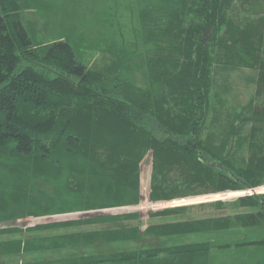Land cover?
Here are the masks:
<instances>
[{
	"label": "trees",
	"instance_id": "obj_1",
	"mask_svg": "<svg viewBox=\"0 0 264 264\" xmlns=\"http://www.w3.org/2000/svg\"><path fill=\"white\" fill-rule=\"evenodd\" d=\"M248 1L241 7H263L259 17H238L236 0H135L136 42L105 11L112 60L94 68L76 35L38 39L18 0H0V221L138 204L148 151L152 201L198 185L204 190L193 192L264 184V103L247 101L220 141L201 136L214 61L258 67L262 91L264 0ZM228 203L238 210L196 217H175L191 204L150 210L165 219L144 227L138 210L3 225L0 253L52 254L20 264H200L213 246L263 245L264 231L250 236L264 228V191L199 204L231 210ZM217 232L226 237L187 239Z\"/></svg>",
	"mask_w": 264,
	"mask_h": 264
},
{
	"label": "rangeland",
	"instance_id": "obj_2",
	"mask_svg": "<svg viewBox=\"0 0 264 264\" xmlns=\"http://www.w3.org/2000/svg\"><path fill=\"white\" fill-rule=\"evenodd\" d=\"M236 1L239 4L236 10L240 11H235V14L238 17H259V11L263 7H260L258 11L253 10L252 8L248 9L247 6L246 8H242L241 6L244 4L243 2L247 3L250 1ZM18 2L21 7L20 10L23 19L31 27L36 38L51 40L60 35L65 36L67 33L73 37L76 35L77 50L80 52L82 58L94 68H103L112 60V57L106 50L107 45H105L104 38L107 37L106 31L108 30V27L113 23L102 19V14L105 11H114L115 16H113V19L117 22L114 24H119V27H116V29L124 36V38H127L130 42H136V38L139 39L136 35L138 12H136L135 0H29V2L28 0H18ZM132 7L135 8V11L132 10ZM245 12L248 14L246 15ZM260 13L264 14V9ZM71 27L75 29L71 31ZM63 28L66 32L61 30ZM211 75V108L207 115V126L203 128L201 136L206 137L209 134H212L216 137V141H220L224 134L223 130H226L224 129V126L230 122L229 120L232 119L236 111H239V109L247 104V101L254 98V100H256V105L264 103V82L259 80V84L261 86L263 85V87L261 88L262 91L258 90L259 86L256 80L258 67L243 64L224 67L222 65L220 66L217 61H214ZM244 147L243 152L249 153L251 149L249 144H246ZM151 167L152 154L151 151H148L141 160V199L138 204L97 210L74 211L52 216L28 215L8 221H0V226L8 224L26 226L41 221L138 210L141 213L144 227L149 221H162L165 219V217L161 215L151 218L148 215V211L150 210L159 209L168 205L191 204L186 213L176 215L175 217H196L208 216L210 214H222L227 213L228 211L232 212L238 210L239 207L228 203L227 206L231 209L229 210L224 207L218 208L210 204L200 205L199 203L215 199L230 201L242 194L264 191V184H262L255 188H248L249 192L244 191L243 189H230L220 192H193L194 189H197V191L204 190L205 186L198 185L195 188H183L177 190L179 193L177 195L181 196L152 201L149 198ZM243 227L244 226H236L235 229L240 230V233L244 231ZM263 231L264 228H261L258 234H251L250 238L263 236ZM208 237H215L214 241L216 242L226 237V234H224V237L218 232L215 236H209L205 233L201 235L192 234L187 237V239L205 240ZM49 255H52L51 252L41 251L27 254L23 258L24 255L14 256L3 255L0 253V264L5 261L8 263L17 261L20 264L21 260L25 258L36 259V257L42 258ZM204 257L208 260V264H259V262L260 264H264V244H250L248 246H242L240 249H238L237 245H231L228 247L213 246L208 252H206ZM204 257L200 264L206 262H204Z\"/></svg>",
	"mask_w": 264,
	"mask_h": 264
},
{
	"label": "crops",
	"instance_id": "obj_3",
	"mask_svg": "<svg viewBox=\"0 0 264 264\" xmlns=\"http://www.w3.org/2000/svg\"><path fill=\"white\" fill-rule=\"evenodd\" d=\"M242 246H248V245H242ZM242 246H237L238 247V249H240ZM264 261V260H263ZM259 264H260V262H259Z\"/></svg>",
	"mask_w": 264,
	"mask_h": 264
}]
</instances>
